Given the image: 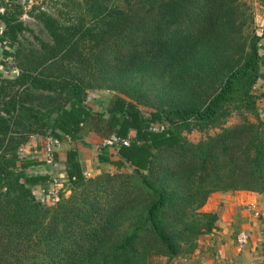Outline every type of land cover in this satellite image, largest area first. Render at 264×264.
I'll use <instances>...</instances> for the list:
<instances>
[{
  "label": "trees",
  "instance_id": "trees-1",
  "mask_svg": "<svg viewBox=\"0 0 264 264\" xmlns=\"http://www.w3.org/2000/svg\"><path fill=\"white\" fill-rule=\"evenodd\" d=\"M3 1L0 68L14 58L19 75L0 74V264L170 263L215 228L203 211L212 194H264V33L247 0H67L70 19L38 8L47 36L29 48L23 0ZM101 91L111 103L93 112L89 94ZM91 132L128 140L102 145L99 163L115 172L87 177L72 147L70 192L42 203L33 189L52 178L27 174L39 162L21 149Z\"/></svg>",
  "mask_w": 264,
  "mask_h": 264
},
{
  "label": "crops",
  "instance_id": "crops-1",
  "mask_svg": "<svg viewBox=\"0 0 264 264\" xmlns=\"http://www.w3.org/2000/svg\"><path fill=\"white\" fill-rule=\"evenodd\" d=\"M253 2L255 32L257 35H262L264 33V0H253ZM260 43V54L264 56V37ZM255 91L260 95L257 103L261 117L264 118V81L260 80L257 83ZM112 97L113 94L110 92H92L89 94L87 105L93 112L101 113L109 106ZM103 143L93 132L85 136L82 142H62L55 149L56 161L52 166L44 163V139L42 138H31L20 153L26 152L28 154L26 158L39 162V165L29 168L27 174L49 175L51 178H56L59 192L67 194L71 186L66 177L65 163L67 152L72 147L77 149V161L82 173L87 177L96 176L101 172H115L113 166L99 163L98 158L101 155ZM108 149L109 153L114 152ZM114 157L113 153L111 160ZM127 171L130 170L127 169ZM51 188L52 185L49 182H44L33 190L39 196L45 195ZM203 211L218 215L215 228L199 241V247L194 254L175 259L168 264H260L262 262L264 259V194L250 192L212 194L203 207ZM241 231L249 235L248 243L243 249H239L235 242L237 234Z\"/></svg>",
  "mask_w": 264,
  "mask_h": 264
},
{
  "label": "rangeland",
  "instance_id": "rangeland-1",
  "mask_svg": "<svg viewBox=\"0 0 264 264\" xmlns=\"http://www.w3.org/2000/svg\"><path fill=\"white\" fill-rule=\"evenodd\" d=\"M247 2L249 3V5L253 11V15H254L255 11H254V7H253V5H254L253 0H247ZM5 5H6V1L0 0V14L4 13V11L6 9ZM19 5H20V11H22V13L18 16V20L21 21L24 24V26L27 28V30L24 31L19 36V39H20L21 43H23L24 46L26 45L28 48L30 47V44L32 45V47L37 45L36 37L45 39L47 36L46 32H44L42 26L34 18V15L37 13L38 8H41L43 10L46 9L55 15L58 12H61L63 14V17H65L66 19H70V18H68L69 16L66 13H68L69 9L72 7V4L69 3L67 0H28V1L23 0V1L19 2ZM34 7L36 9H34ZM7 8L10 9L11 12H17L18 11V9L16 7H13L12 5H7ZM0 25H1V22H0ZM253 28H254V26H253ZM254 30H255V28H254ZM1 36L2 35L0 34V37ZM17 46H18V44H15V48ZM7 48L10 49V47H8V46H7ZM2 50H3L2 46L0 45V57L2 55ZM12 50H14V48ZM16 70L18 71V67H17L16 61L14 60V58H11V57L7 58L5 61L4 71L9 72L11 74L10 76L12 78H16L17 76L14 73V71H16ZM142 108H143L142 112L145 115L146 114L148 115L152 111L151 109L146 108V107H142ZM237 122H238V119L236 117H233L229 120V123L227 125L229 126V125L235 124ZM214 133H215L214 131H210V134L213 135ZM187 137L191 142H197L201 138H203V135H201L198 132H192V133H189L187 135ZM22 154L25 157L28 156V154L26 152H24ZM53 164H54V162L52 164H46V165L52 166ZM37 197L39 198L38 195H37ZM44 204H46V203H44ZM243 248L239 247V249H243ZM156 258H159V259H156ZM152 260H153V262L151 264H166L167 263V261L165 259L160 258V257H154L150 261H152Z\"/></svg>",
  "mask_w": 264,
  "mask_h": 264
},
{
  "label": "built area",
  "instance_id": "built-area-1",
  "mask_svg": "<svg viewBox=\"0 0 264 264\" xmlns=\"http://www.w3.org/2000/svg\"><path fill=\"white\" fill-rule=\"evenodd\" d=\"M4 31V27L0 25V34L2 35ZM1 45V44H0ZM2 46V45H1ZM5 46V47H4ZM9 45L7 43H3V47L7 48ZM9 50V48H7ZM0 61H3L2 55L0 57ZM6 59H4V62ZM0 73L1 74H6V75H11L9 72H5L4 68H0ZM15 75H19V71H14ZM11 77V76H10ZM164 127L159 124L152 125L151 130L154 132H160L163 131ZM107 145H112L113 143H121L124 146L128 145V140L127 139H118L115 137H112L111 139H108L104 142ZM60 145V143L52 138H47L44 142L43 150H44V159L46 161V164H52L54 162V153L55 149ZM52 188L45 194V195H39V199L41 200L42 203L50 204L54 203L57 200V193L59 192L58 188V183L56 178H52L51 181ZM256 215H258L256 213ZM249 240V235L245 231H241L237 234L235 242L238 247L243 248L245 245H247V242Z\"/></svg>",
  "mask_w": 264,
  "mask_h": 264
}]
</instances>
